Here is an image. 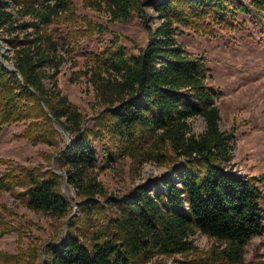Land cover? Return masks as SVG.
Masks as SVG:
<instances>
[{
  "label": "trees",
  "instance_id": "trees-1",
  "mask_svg": "<svg viewBox=\"0 0 264 264\" xmlns=\"http://www.w3.org/2000/svg\"><path fill=\"white\" fill-rule=\"evenodd\" d=\"M91 2L98 9L103 4L113 21H126L141 10L134 0ZM147 2L159 24L154 30L145 25L149 38L138 54H127L114 40L91 55L93 65L86 74L106 106L93 130L85 127V117L56 82L65 59L50 27L72 12L70 1L0 0V36H7L4 42L15 69L8 71L0 60V130L10 122L36 119L54 122L69 134L56 160L67 171L68 185L83 194L77 210L86 227L98 191L97 185L83 182L97 164L93 138L108 136L117 155L145 153L170 164L152 193L140 185L116 198L115 217L85 240L71 219L65 237L45 247L40 264H135L154 255H183L194 248L188 238L196 232L225 245L218 253L226 263L240 264L246 244L264 233V173L248 177L226 168L233 159L234 132L219 128L217 93L207 85L205 58L192 56L177 42V25L195 30L219 25L233 31L240 16L256 25V18L264 16V0ZM11 6L16 8L13 13ZM25 18L29 21L18 22ZM194 117L205 122L202 134L191 131L188 121ZM36 126L38 122L31 123L27 135ZM103 158H112L108 148ZM62 186L54 172L43 176L33 168L17 167L0 174V193L20 189L29 209L57 219L71 209Z\"/></svg>",
  "mask_w": 264,
  "mask_h": 264
},
{
  "label": "rangeland",
  "instance_id": "rangeland-1",
  "mask_svg": "<svg viewBox=\"0 0 264 264\" xmlns=\"http://www.w3.org/2000/svg\"><path fill=\"white\" fill-rule=\"evenodd\" d=\"M69 1L72 12L50 27L59 44V53L65 59L56 82L69 103L85 117V127L97 130V119L106 106L99 99L91 74H86L93 65L91 55L99 53L114 40L126 48L127 54H138L148 42L146 26L154 30L159 20L148 0H134L141 10L133 11L126 21H113L103 4L98 9L96 5L95 8L89 6L91 0ZM15 9L11 6L9 11L13 13ZM256 20L257 24L253 25L248 17L240 16V26L233 31L226 30L228 32L219 25H212L210 30L177 25L180 33L177 42L192 56L206 60L209 71L206 82L217 93L215 105L219 110L220 130L234 132L233 159L226 168L248 177L264 173V16H258ZM21 21L29 19L18 22ZM242 22H245L244 26H241ZM4 39L7 36H0V60L6 68L13 70V53ZM102 76L106 78L107 74ZM45 84L49 87V80ZM33 122H38V126L31 127L27 135L25 131ZM188 123L196 135L205 130L201 117H194ZM109 139L106 135L92 139L97 164L84 174L83 182L97 185L98 191L93 198V216L86 227L77 210L84 200L83 194L68 185L67 171L56 160L59 151L70 140L69 134L54 122L36 119L10 122L1 128L0 174L17 167L33 168L43 176L54 172L62 178V193L71 203V209L66 217L57 219L29 209L19 195L20 189L1 192L0 264H40L44 260L45 247L65 237L71 219H75L78 233H82L85 240V235L105 228L108 220L115 217L116 198L128 195L140 185H145L151 193L158 187L156 184L168 173L169 162L161 157L156 160L145 153L117 155ZM107 148L112 153L108 161L103 158ZM260 188L264 212V185ZM188 241L194 248L187 254L154 255L135 264H228L218 253L225 245L213 238L196 232ZM240 264H264V233L246 244Z\"/></svg>",
  "mask_w": 264,
  "mask_h": 264
},
{
  "label": "water",
  "instance_id": "water-1",
  "mask_svg": "<svg viewBox=\"0 0 264 264\" xmlns=\"http://www.w3.org/2000/svg\"><path fill=\"white\" fill-rule=\"evenodd\" d=\"M7 70H8V71H14L15 69H14V67H13V70H10V69H8V68H7Z\"/></svg>",
  "mask_w": 264,
  "mask_h": 264
},
{
  "label": "bare ground",
  "instance_id": "bare-ground-1",
  "mask_svg": "<svg viewBox=\"0 0 264 264\" xmlns=\"http://www.w3.org/2000/svg\"><path fill=\"white\" fill-rule=\"evenodd\" d=\"M11 69V68H10Z\"/></svg>",
  "mask_w": 264,
  "mask_h": 264
}]
</instances>
